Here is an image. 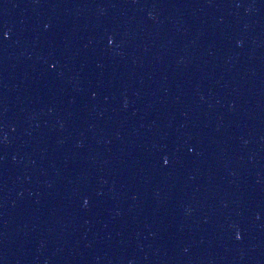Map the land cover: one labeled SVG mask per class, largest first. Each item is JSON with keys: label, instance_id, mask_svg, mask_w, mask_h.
Segmentation results:
<instances>
[{"label": "water", "instance_id": "water-1", "mask_svg": "<svg viewBox=\"0 0 264 264\" xmlns=\"http://www.w3.org/2000/svg\"><path fill=\"white\" fill-rule=\"evenodd\" d=\"M0 264H264V0H0Z\"/></svg>", "mask_w": 264, "mask_h": 264}]
</instances>
